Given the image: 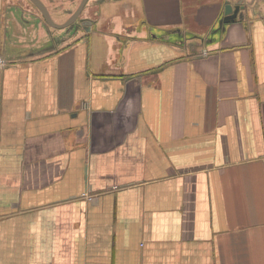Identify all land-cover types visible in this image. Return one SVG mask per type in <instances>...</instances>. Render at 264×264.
Masks as SVG:
<instances>
[{
    "label": "crops",
    "instance_id": "1",
    "mask_svg": "<svg viewBox=\"0 0 264 264\" xmlns=\"http://www.w3.org/2000/svg\"><path fill=\"white\" fill-rule=\"evenodd\" d=\"M212 4L0 24V264H264V16Z\"/></svg>",
    "mask_w": 264,
    "mask_h": 264
},
{
    "label": "water",
    "instance_id": "2",
    "mask_svg": "<svg viewBox=\"0 0 264 264\" xmlns=\"http://www.w3.org/2000/svg\"><path fill=\"white\" fill-rule=\"evenodd\" d=\"M110 1L120 0H10L7 3L5 0H1L0 14L6 6H14L12 10L15 11V16L21 12L23 21L31 19L27 21L30 30L39 32L42 28L43 34L51 37L52 40H57L53 41L61 47L65 45L66 42L63 40L67 36L71 40L82 33L85 34L94 23L87 15L90 13L89 15H93L95 18L101 17L103 6ZM213 2L221 3V12H224V16H226L219 23L220 29H225L229 24L238 21L252 19L255 15L264 16V0H213ZM67 4L69 6H64ZM240 10L242 11L240 12ZM238 12L239 16L236 17ZM35 18L42 23V27L39 26V23L35 24ZM6 20L0 16V24ZM176 31L182 33L183 39L189 40L188 37H185V31L180 29ZM61 38L63 39L61 40Z\"/></svg>",
    "mask_w": 264,
    "mask_h": 264
},
{
    "label": "flooded vegetation",
    "instance_id": "3",
    "mask_svg": "<svg viewBox=\"0 0 264 264\" xmlns=\"http://www.w3.org/2000/svg\"><path fill=\"white\" fill-rule=\"evenodd\" d=\"M6 1V3H7V1H9L10 2V0H5ZM212 6L213 7H216V6H218L219 7V16H218V29L220 30V21L223 19V17L225 18L226 16H224V12L222 13L221 11H222V6H221V3H219V2H213V4H212ZM11 8L12 7H7L6 6V8L4 9V11L3 12H1V14H0V16H2V18H10V16L15 12H12L11 11ZM242 10H240V12H241ZM14 15V14H13ZM239 16V12L236 14V17H238ZM256 16V15H255ZM258 16H262V15H258ZM73 31V30H72ZM63 38H61V40H62ZM69 39L70 38H68V36H67V38H64V40H63V42H67V41H69ZM53 40H55V39H53ZM52 40V42L56 45V46H58V43H56L55 41H57V40H55V41H53Z\"/></svg>",
    "mask_w": 264,
    "mask_h": 264
},
{
    "label": "rangeland",
    "instance_id": "4",
    "mask_svg": "<svg viewBox=\"0 0 264 264\" xmlns=\"http://www.w3.org/2000/svg\"><path fill=\"white\" fill-rule=\"evenodd\" d=\"M204 28L205 27L200 28L198 26H193L192 24L186 25L185 26L186 36L185 37L189 38L188 42H195L193 40H195V38L198 35L202 37V36L206 35L207 33H209V31H212V28H211V29H208L209 31L207 30V31L203 32ZM215 28L218 29V23H216ZM214 29H213V31H214ZM184 40L187 41L186 39H184Z\"/></svg>",
    "mask_w": 264,
    "mask_h": 264
},
{
    "label": "built area",
    "instance_id": "5",
    "mask_svg": "<svg viewBox=\"0 0 264 264\" xmlns=\"http://www.w3.org/2000/svg\"><path fill=\"white\" fill-rule=\"evenodd\" d=\"M3 61L2 60H0V63H2Z\"/></svg>",
    "mask_w": 264,
    "mask_h": 264
}]
</instances>
